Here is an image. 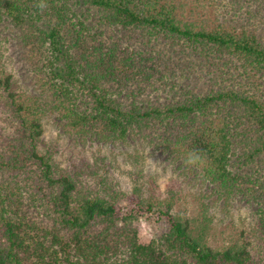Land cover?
I'll return each mask as SVG.
<instances>
[{"label":"trees","instance_id":"trees-1","mask_svg":"<svg viewBox=\"0 0 264 264\" xmlns=\"http://www.w3.org/2000/svg\"><path fill=\"white\" fill-rule=\"evenodd\" d=\"M47 119L77 141L156 144L219 197L255 205L264 235V0H0V264H264L246 242L209 247L207 218L193 226L171 201L135 194L122 213L88 165L56 160ZM143 210L164 222L147 244Z\"/></svg>","mask_w":264,"mask_h":264},{"label":"rangeland","instance_id":"rangeland-1","mask_svg":"<svg viewBox=\"0 0 264 264\" xmlns=\"http://www.w3.org/2000/svg\"><path fill=\"white\" fill-rule=\"evenodd\" d=\"M221 13L220 8H217ZM4 34L1 39L5 68L17 82L27 87L30 74L17 61L20 58L13 37ZM11 69V70H10ZM27 76V77H26ZM4 123L0 121V135ZM44 141L58 145L56 160L68 170L80 164L89 166L95 175H84L90 187L98 188L100 183L120 191L123 198L119 204L122 213L136 209L132 195L140 194L150 201H171L172 214L188 219L193 226H199L205 218L208 227L206 242L216 250L231 244L246 242L254 253L264 254V235L260 232L255 205L241 200V196L221 198L212 187L200 181L188 168L162 152L158 146L147 140H132L126 144L106 146L87 141H77L63 136L51 119L44 122ZM140 193H134V188ZM137 214V213H136ZM136 222L138 240L142 244L151 241L164 223L156 212L145 210L138 213Z\"/></svg>","mask_w":264,"mask_h":264},{"label":"clouds","instance_id":"clouds-1","mask_svg":"<svg viewBox=\"0 0 264 264\" xmlns=\"http://www.w3.org/2000/svg\"><path fill=\"white\" fill-rule=\"evenodd\" d=\"M11 70V69H10Z\"/></svg>","mask_w":264,"mask_h":264}]
</instances>
